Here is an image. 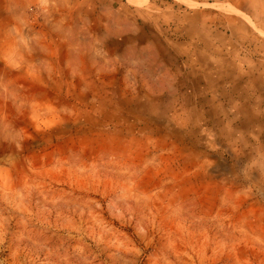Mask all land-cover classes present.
Segmentation results:
<instances>
[{"label":"rangeland","instance_id":"1","mask_svg":"<svg viewBox=\"0 0 264 264\" xmlns=\"http://www.w3.org/2000/svg\"><path fill=\"white\" fill-rule=\"evenodd\" d=\"M165 1L0 0V264H264V17Z\"/></svg>","mask_w":264,"mask_h":264},{"label":"crops","instance_id":"2","mask_svg":"<svg viewBox=\"0 0 264 264\" xmlns=\"http://www.w3.org/2000/svg\"><path fill=\"white\" fill-rule=\"evenodd\" d=\"M245 1L247 4H249L250 8L249 10L239 9L241 13L248 16L252 22L253 19L258 20L259 18L264 17V0ZM257 1L261 3L260 6L255 5V2ZM169 5L170 4H168L165 0H149V8L151 9L152 13L168 10ZM169 12H171L170 9ZM171 14L173 15L175 14V12L173 11ZM190 14L191 13L188 14L185 11L180 13L182 22L181 25L178 24L177 18V26L175 27V29L178 27V25L181 26L182 34L180 35V37H177L176 39L172 38L173 40L171 41L158 40L155 47L157 61L161 60L162 62H164L166 60L167 62H169V64H166L167 68L173 72L181 73V77H184V74L185 77L188 76L191 61L193 62V67H201L202 57L205 55V47L207 43L201 36L192 32L208 28L213 30V28L211 27L212 24L210 23L209 17L207 16V11L201 10L197 13L191 14L193 16L196 15V24H190ZM208 15H210V12L208 13ZM211 36L213 37L214 35L211 34ZM209 42L214 43V40L210 38ZM137 46L140 47L141 44H138Z\"/></svg>","mask_w":264,"mask_h":264}]
</instances>
